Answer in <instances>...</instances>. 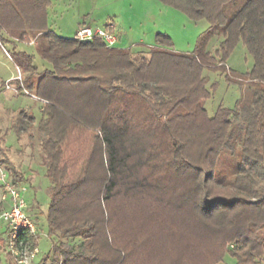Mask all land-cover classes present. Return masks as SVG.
Listing matches in <instances>:
<instances>
[{"label":"trees","instance_id":"obj_1","mask_svg":"<svg viewBox=\"0 0 264 264\" xmlns=\"http://www.w3.org/2000/svg\"><path fill=\"white\" fill-rule=\"evenodd\" d=\"M165 1L207 22L193 51L173 49L170 36L161 32L147 55L107 47L99 39L61 36L47 23L49 0H0L1 38L10 43L35 38L42 60L35 64L34 54L12 44L10 56L23 72L17 89L43 104L38 119L28 108L18 110L10 128L17 137H31L35 127L40 136L49 180L46 223L48 235L56 237L43 259L51 255V264H128L131 243L117 228L131 217L132 199L144 201L150 214L143 225L157 228L158 235L174 229L191 247L206 238L225 242L220 260L227 254L234 264L250 263L260 252L264 0ZM215 36L220 40L211 52L206 47ZM239 42L252 57L251 68L226 74V60ZM206 68L247 87L249 98L208 114L204 101L217 81L209 84ZM136 119L151 139L143 140ZM157 137L165 153L154 157L148 151ZM149 163L157 179L143 173ZM6 169L13 184L23 180ZM21 239L37 243L36 235L25 232ZM146 242L140 236L137 245Z\"/></svg>","mask_w":264,"mask_h":264},{"label":"rangeland","instance_id":"obj_2","mask_svg":"<svg viewBox=\"0 0 264 264\" xmlns=\"http://www.w3.org/2000/svg\"><path fill=\"white\" fill-rule=\"evenodd\" d=\"M49 1L47 23L50 25L49 28L58 35L74 37L80 21H84L92 27L103 26L112 21L118 35V40L114 46L118 48L131 47L134 52H141L144 55H147L149 46L154 45L157 32L167 33L170 36L173 49L191 52L195 48L199 34L208 25L204 19H192L185 11L165 0ZM219 40L220 37H213L206 48L213 52L217 48ZM12 41V43L6 42L0 35V42L3 43L0 44V210L9 204L8 199H3V195L6 193L1 180L2 173L6 174L5 179L12 180L6 169L8 166L13 168L23 179L19 183L25 186L22 193L26 201L25 211L36 225L37 243L34 244L30 241L29 246L37 245L39 252L30 264H51V255L46 260L43 259L51 250V245L56 241V237L48 235L46 223L45 215L50 202L49 180L45 176V167L42 164L40 136L35 127L31 129L32 138L29 137V134L17 137L10 128L11 121L18 110L28 108L38 119L43 104V101L37 99L36 96L35 98L33 94L16 88L18 85L16 76L20 75L18 81H21L23 72L16 67L13 58L10 56L13 49L12 44L17 50L34 54L35 64L40 66L42 60L35 51V38H23L21 41L12 39ZM3 48L8 50V55ZM45 64L48 66V63ZM251 65V55L239 42L226 60V74H230L229 70L230 72L231 70L236 72L248 71ZM203 73L209 77V84L212 81H217V86L212 91L211 96L204 101L208 114H213L219 105L233 108L238 99L245 101L249 98V89L245 86L239 88L235 84L227 83L224 79V73L207 68ZM10 79H12L11 87L7 88L5 81ZM134 107L136 108L137 104ZM135 124H138L135 125L137 130L141 129L143 140L151 139L146 134L148 131L144 127V122L136 119ZM153 143L156 144L155 148L149 150L148 153L154 157L158 154L163 155L165 151L163 152L162 149L161 137L154 138ZM149 164L142 169L143 173L149 179L153 180L154 177L157 179L159 174L155 173L151 167L152 164ZM151 172L155 174L150 176ZM148 201L151 200L148 199ZM142 203L144 201L132 199V203L130 202L128 207L131 217L127 219L126 224H119V228H117L119 237L124 240L129 238L131 243L128 264H176V262L178 264H234V259L227 254L220 260L227 249L225 242L214 243L211 239L206 238L198 242L196 246L192 245L191 247L186 245L191 242L187 243L182 237L180 238L179 232L174 229H166L170 233L158 235L157 228L150 229L152 226H149V223L143 225L144 217L148 216L150 211L146 209V206L143 207ZM2 227L3 229L0 231V264H17L12 255L9 254L11 258L7 255L8 232L5 225ZM140 236L143 241L148 238L149 242L144 245H137ZM183 236H188L190 240H193L190 238L191 234L183 233ZM165 241L167 245L163 247L165 244H161ZM180 242L185 248L179 246ZM263 242L260 246V252L257 251L256 256L247 264H264Z\"/></svg>","mask_w":264,"mask_h":264},{"label":"built area","instance_id":"obj_3","mask_svg":"<svg viewBox=\"0 0 264 264\" xmlns=\"http://www.w3.org/2000/svg\"><path fill=\"white\" fill-rule=\"evenodd\" d=\"M74 36L80 41L99 39L107 47H113L118 40L116 27L112 21L107 22L103 26L94 27L87 24H80ZM4 51L8 55L7 50L4 49ZM16 78L20 79V75L16 76ZM11 80L12 79L6 81L5 86L7 88L11 87ZM25 92L28 93L27 91ZM5 178L6 174L2 173L1 180L6 193L3 195V199L9 200L8 206L0 210V223L5 225V229L8 232L6 249L7 252L13 256L17 264H30L35 255L39 252L37 245L31 247L29 246L30 242H25L23 239L18 240V235L21 232L33 236L36 232L35 223L29 218L25 211L26 201L22 195L25 186L22 183L13 184L12 181H8Z\"/></svg>","mask_w":264,"mask_h":264},{"label":"crops","instance_id":"obj_4","mask_svg":"<svg viewBox=\"0 0 264 264\" xmlns=\"http://www.w3.org/2000/svg\"><path fill=\"white\" fill-rule=\"evenodd\" d=\"M80 24H87L86 22H84V21H80L79 23H78V25H77V27L80 25ZM87 25H90V24H87ZM50 26V25H49ZM151 46V45H150ZM44 66H47L46 64H44ZM17 67V66H16ZM6 82V81H5ZM17 88V87H16ZM34 96V95H33ZM35 97V96H34ZM36 98V97H35ZM38 99V98H37ZM40 100V99H39ZM42 101V100H41ZM3 224H1V226H0V231L3 229Z\"/></svg>","mask_w":264,"mask_h":264}]
</instances>
